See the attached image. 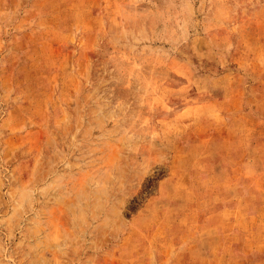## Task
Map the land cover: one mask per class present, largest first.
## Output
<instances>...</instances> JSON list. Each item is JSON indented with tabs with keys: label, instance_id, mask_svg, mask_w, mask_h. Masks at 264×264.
I'll use <instances>...</instances> for the list:
<instances>
[{
	"label": "rangeland",
	"instance_id": "1",
	"mask_svg": "<svg viewBox=\"0 0 264 264\" xmlns=\"http://www.w3.org/2000/svg\"><path fill=\"white\" fill-rule=\"evenodd\" d=\"M0 264H264V0H0Z\"/></svg>",
	"mask_w": 264,
	"mask_h": 264
}]
</instances>
